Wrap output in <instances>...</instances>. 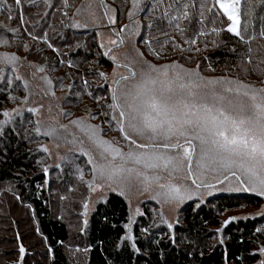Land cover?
<instances>
[{
  "label": "snow or ice",
  "instance_id": "6c2138e0",
  "mask_svg": "<svg viewBox=\"0 0 264 264\" xmlns=\"http://www.w3.org/2000/svg\"><path fill=\"white\" fill-rule=\"evenodd\" d=\"M2 3L5 0H0V4ZM21 3L22 0H14L16 6ZM44 3L52 7L50 0H44ZM131 3L129 20L133 19L137 11L144 10L141 8L142 0H131ZM259 4H264V0H259ZM240 5L241 0H213L211 5L208 0H199V3L196 0H147V28H156L164 36H169V33L163 31V28L171 29L189 45L188 49H184L173 41L174 51L183 53L194 50L199 53L201 49L194 46L200 37L210 33L219 35L225 30L216 27H212L210 31L205 30L206 13H213L215 10L212 23L215 24L220 19L222 24L227 25L226 31L236 38L237 43L248 45L256 36L246 35L247 28L242 29ZM257 6L259 5H253L252 0H248L246 15L251 17ZM70 7L68 0H63V8ZM8 11V19L11 20V7ZM63 15L68 16V12L64 11ZM104 15L108 16L107 11ZM77 16L81 19H76ZM18 18L21 24L25 22L22 11L18 13ZM193 19L196 21L195 25ZM108 22L115 24L114 16H108ZM94 23L93 12L89 11L87 16H82L78 8L73 13L72 23L66 27L88 28ZM0 27H4V34H0V48L4 49L0 51V82L11 88L13 78L7 74L10 71L16 81L22 82L25 92L22 98L8 96L13 103L19 101V106L0 113L3 116L0 120V137L5 135L6 129L17 131V118L27 111L37 117L35 120H28L33 125L30 133L27 127L22 128L23 138L37 144L35 150L28 149L29 153H43V160L54 158V168L60 169L61 173L65 168L69 169L86 187L88 196L82 201V216L88 215L90 204L94 211L95 204L108 203L109 193L128 201V221L123 225L126 231L115 245L118 257L116 264H123L121 258L128 248L131 249L128 264H131L133 256L146 254L137 246V238L131 232L133 216L143 215L139 207H132L130 197L133 191L141 196L146 195L160 205V209L154 213L152 223L149 227L141 228V233L147 239L151 235L150 228L165 225L168 229L165 233L168 236V240L164 242L165 247L171 246L177 250L184 244V239L177 240L173 229L175 224L180 223L176 213L186 201H198L196 207H199L205 197L215 192L251 193L264 199V69L257 72L259 65L249 67L252 65L250 46L246 52L239 53L237 62L226 66L221 74H216L217 69L212 66L211 61L202 67L200 63L188 66L178 59H168L163 51L167 41L161 42L158 50L151 40L142 38L146 52L140 51L136 44L132 45L131 52L123 54H114L113 49L109 48L103 55L111 61L112 71L97 73L105 81L108 95L93 97L99 108L104 110L95 113L87 110L86 115H76L60 103H49L46 109L42 103L29 106L30 98L51 97L53 100L64 99L67 102V97H57L55 91L57 87L63 88V81L55 85L47 74L37 77V73H46L47 69L44 65L29 61L28 67L34 69L31 76L40 81L35 88L30 86L18 72V68L23 66L22 58L15 52L8 51L19 40V29ZM126 28L127 25L116 31V39H111L108 43L117 48L124 45L125 36L122 34ZM131 34L139 35V32L137 30ZM28 35L32 41H42L59 55V50L49 43L47 32H42L41 35L28 32ZM259 35L264 38V27ZM211 43L214 47L219 46L217 41ZM16 47L23 48L25 52L30 51L27 43L21 42ZM100 47L104 48V44L101 43ZM207 47L205 44V50ZM229 50L236 52L235 48ZM35 52H40V49L36 48ZM148 56L153 59H148ZM23 59L26 60L27 57ZM204 59L208 60V57ZM259 64H264V58ZM71 66L72 63L69 62V67ZM250 75H256L259 82L249 80ZM87 86L88 81L84 80V89ZM69 92L79 96V93H71V85ZM88 95L91 96L92 93L89 92ZM100 100L105 103L99 104ZM32 103L36 104V99ZM99 116L105 117L102 124L108 125L107 130L102 125L92 123ZM111 131L119 134L123 145L114 138H105ZM82 157H87L85 167L77 163ZM39 163L43 175L47 176L49 167L43 161ZM209 177L215 182H210ZM230 178H234V184L229 182L225 185V181H230ZM219 185L225 186L218 187ZM201 189L206 191L202 192ZM72 190L69 188V191ZM95 193L99 195L93 199ZM13 195L17 200L20 199L15 193ZM61 199L65 197L62 196ZM165 209L173 214L171 219L165 215ZM258 214L264 217V209ZM104 218L107 219L106 216ZM235 219L237 218L229 217L223 221L222 227ZM87 226L88 220L84 219L81 232ZM35 232L41 235V241L50 254L52 249L47 246V238L42 236L38 228ZM215 232L221 233L222 228ZM256 232L264 233V229L257 228ZM19 239L17 233V241ZM153 242L158 245L160 240L154 239L147 247ZM216 243L224 245L223 236ZM253 243L257 247L247 256L241 254L237 264H245L248 260L264 264V242ZM195 249L196 244L189 241L184 251L187 256H193ZM18 251L17 264H22L27 251L22 243L19 244ZM83 251L87 252L89 249L85 248ZM203 254L201 251L200 255ZM156 255L159 257L158 264H168L163 251ZM189 264L193 262L190 261ZM223 264H229L227 252Z\"/></svg>",
  "mask_w": 264,
  "mask_h": 264
},
{
  "label": "trees",
  "instance_id": "16d2710c",
  "mask_svg": "<svg viewBox=\"0 0 264 264\" xmlns=\"http://www.w3.org/2000/svg\"><path fill=\"white\" fill-rule=\"evenodd\" d=\"M81 1L68 0L71 7L64 9L63 0H50L52 7H48L44 0H22L20 6H16L14 0H5V3L0 4V26L19 29V40H16L8 51L15 52L22 58L24 64L18 70L23 77L27 75L28 71L26 70H29L30 77L33 78L31 73L34 69L28 67L29 61L44 65L47 69L46 73H37V77L47 74L55 85H58L61 80L63 81V88L55 89L56 95L63 92L65 93L64 97L70 99L68 105L78 107L85 104V108L95 113L104 109L99 108L93 97L108 95L107 85L97 73L109 70L113 65L109 58L103 55L106 50L100 47L98 30L95 26L90 24L88 28L66 27L72 23L73 13L76 9L81 10ZM99 2L103 13L106 11L108 15L113 13L116 21L115 26L121 28L125 25L128 26L123 34L131 32L133 28L134 31L138 30L139 35H130L128 39H131L130 43L134 41V44L142 52H146L143 39L151 40L153 46L158 50L159 44L167 41V46L163 51L167 54L168 59H178L188 66L200 63L202 67L211 61L212 66L217 69L216 74H221L226 66L237 62L239 53L246 52L250 46L252 48V65L249 67L259 65L256 68L257 72L264 69V64H259V61L264 58V38L259 35L261 28L264 27V4H259V0H252L253 5L259 6L255 7L251 17L246 15L248 0H241L240 5L241 27L242 29L247 28L246 35H255V40L248 45L237 43L236 38L226 31L227 25L222 24L220 19H217L215 24L212 23L215 12L213 10V13H206L205 25L207 27L205 30L210 31L212 27L225 30L221 31L219 35L210 33L200 37L194 46V48L201 49L199 53L194 50L183 53L174 51L173 41L184 49H188L189 45L184 43L182 37L171 29L163 28V31L169 33V36H164L156 28L151 30L147 28L149 23L147 0H142L141 8L144 10L137 11L132 20H129L128 17V13L132 9L131 0H99ZM196 2L199 3V0ZM212 2L213 0H208L209 5ZM9 7L12 9L13 18L11 20L8 19ZM20 11L24 16L23 24L19 22L18 18ZM64 11L68 12V16L63 15ZM75 18L81 19L80 16ZM154 23L158 22L154 21ZM184 23L187 24V22ZM195 23L196 21L193 19V25ZM137 25H139L138 28ZM28 32H33L36 35L47 32L49 43L59 50V55L42 41H32ZM113 32H116L115 28H113ZM0 34H4V27H0ZM189 34L186 33V35ZM212 41H217L219 46L214 47ZM21 42L27 43L30 51L25 52L23 48H17L16 44ZM205 44L208 45L206 50ZM36 48H39L40 52H35ZM231 48H235L236 52L230 51ZM0 51H4V49L0 48ZM182 56L183 58H181ZM25 57H27L26 60L23 59ZM204 57H208V60H205ZM148 58L153 59L151 56ZM69 62L72 63L71 67H69ZM7 74L13 78V83L11 88H8L0 82V113L5 109L9 110L19 106V101L13 103L8 99L9 95L21 98L25 95L22 82L16 81L10 71ZM248 79L259 82L256 75H250ZM84 80L88 81L86 89L83 87ZM33 81L40 83L38 79L33 78ZM28 82L32 86L31 81ZM69 85H71V93H79V96L70 94ZM89 92L92 93L91 96L88 95ZM30 101L29 106H34L32 99ZM104 103V100L99 101V104ZM99 118L105 120L103 116H99L97 120ZM2 119L3 116L0 115V120ZM29 119L35 120L36 118L24 111L17 118V131L6 129L5 135L0 137V264H17L20 243L27 250L22 264H69L68 253L72 249L68 243L71 239L70 230L75 225L80 226V229L76 230L80 243L84 249H89L85 252L87 264H116L118 257L115 245L126 231L123 225L128 221L127 202L123 197H118L115 194L109 195L108 203L97 204L87 219V228L81 232L83 219L78 218L80 213L77 211L81 207L80 201L86 197V191L84 197H80L77 187H81V183L78 185L75 175L67 168L63 173L60 169H56L55 175L50 179L43 175L39 161H43L47 165L49 159L43 160L44 154L40 152L29 153L28 149L35 150L37 144L30 143L23 138L22 128L27 127L30 133L33 126L28 123ZM102 125L107 126L106 123ZM34 139L37 138L34 137ZM69 188L73 190L69 191ZM13 193L20 199L17 200ZM62 196L65 199L62 200ZM211 200L208 199L207 204H213V207H207L206 204H200L199 207L191 205L183 212L181 224L175 227L177 240L184 239V244L180 246L179 250L171 246L165 247L164 242L168 240L165 233L168 232V229L164 225L150 228L151 235L147 239L144 237L140 231L141 228L149 227L151 224L149 222L151 215L148 210L144 212V224L136 227L133 235L137 238V246L146 254L140 257L133 256L131 264H158L159 257L156 253L159 251L165 253L168 264H189L190 261L193 264H223L225 252L228 254L229 264H237V259L241 254L247 256L255 249L256 244L253 241L258 239L256 227L253 223L230 226L226 231L227 239L224 245L216 243L215 229L221 225L220 215L223 211L241 206L240 202L248 201L250 204H254V202L251 203V199L245 198L232 200L223 195L220 197L216 195L213 199L215 201L211 202ZM105 216L107 219L104 218ZM37 228L42 236L47 238V246L52 249L50 254L47 253L45 244L41 241V235H37L35 232ZM17 233H19V241H17ZM154 239L160 240V243L157 245L153 242L150 247H147ZM189 241L196 244L193 256H187L184 251L185 245ZM201 251L204 253L203 256L200 255ZM130 253L131 249L128 248L121 258L123 264H128V254ZM40 257L41 259H39ZM245 264H256V261L248 260L245 261Z\"/></svg>",
  "mask_w": 264,
  "mask_h": 264
},
{
  "label": "rangeland",
  "instance_id": "374dc122",
  "mask_svg": "<svg viewBox=\"0 0 264 264\" xmlns=\"http://www.w3.org/2000/svg\"><path fill=\"white\" fill-rule=\"evenodd\" d=\"M81 2L80 3H81L82 16H87L89 11H91L95 14V23L91 24V25H93L97 28L98 33H99L98 39H99L100 43L104 44L103 49L107 50L109 48H112L114 54H123L125 52H131L132 45L134 44V41H132L130 43L131 39H128V36L132 35L131 33L134 31V28L132 29L131 32H129L127 34H122L125 36V43L120 48H117L115 45L109 44L108 41L111 39H116L115 33L113 32V28H115V31H119V29L121 27H117V26H115V24H109V22L107 23V21H108L107 16L104 15L99 0H82ZM108 16H114V15H113V13H109ZM114 18H115V16H114ZM148 59H150V58H148ZM26 71H28L27 75L23 77L21 75V72L18 70L19 74L24 78V80L31 81L33 88H35V86L38 83L34 82L33 78L30 77V71L29 70H26ZM111 71H112V68L109 70H106L104 72L105 73H111ZM37 91H38V89H37ZM56 96L63 98L65 96V93L62 92L61 94L59 93V95H56ZM30 99H32V100L36 99V104H34V106L42 103L45 105V109L47 108L49 103H52V104L60 103L62 106L65 107L66 110L71 109L73 112L76 113V115H86L87 110H88L87 108H85V104H83V106L79 105L78 107L68 105L67 103H69L68 101H70V99H67V102L64 99L53 100L51 97L30 98ZM29 102H31V101L29 100ZM9 110L11 111L12 108ZM41 111L44 112L43 109ZM35 118H37V117L35 116ZM103 121L104 120L102 118H99V120H97V119L93 120L92 123L96 124V125H102ZM103 127L105 128V130H107L108 125L106 127L105 126H103ZM105 138H108V139L114 138V140L119 141L121 145H123V143H124L122 141V139L120 138L119 134L116 133L115 131L108 132V134ZM77 155H79V154H77ZM86 160H87V157H82L81 159L77 160V163H79L81 167H85L84 161H86ZM53 164H54V158L49 159V162L46 165L49 167V173L47 175L48 179H50L51 177H53L55 175L56 168L53 167ZM57 170H59V169H57ZM85 171H87V168H85ZM86 178H90V177L86 176ZM209 180H210V182H213V183L215 182L214 180H212L211 177H209ZM229 182H232L234 184V178H230V181H225V185H227ZM79 184H80V182L78 181V185ZM225 185H219L218 187H224ZM85 191H86V197H87L88 191H87L86 187L84 185L82 186V184H81V187L80 186L77 187V192L80 195V197L81 196L84 197L83 195L85 194ZM200 191L203 192L206 190L201 189ZM111 194H114V193H109L108 196ZM250 194L251 193L248 194V193H236V192H231V193H229V192H215L213 195L205 197V200L202 204H206L207 207H213L212 206L213 204H207V202H208V199H212L211 202L215 201L213 199L216 195H219V197L222 195L226 196V197H230V199H232V200L233 199L236 200V198L251 199L252 200L251 203L254 202V204H250V202H248V201L247 202H240L239 204L244 205L243 207L239 206V207L232 209V210L223 211L220 215L221 225L216 228V229L222 228V232L216 233V239H219L220 236H223L224 240H226L227 239L226 231L229 229V227L232 225H240V223H253L254 226L256 227V229L257 228L264 229V217H262L258 214L261 209H264V199L259 198V197L256 198V196H254L253 194H251V195H253V196H251ZM97 195H99V193L93 194V199H95V197ZM130 198H131L132 207L133 208L139 207L141 212H143L142 216H133L134 223L131 225V232L133 234L134 229L136 227H140L144 224L143 223L144 212H146L148 210L149 214L151 215L149 222L152 223L154 213L160 209V205L157 204L156 201L148 198L146 195H143V196L138 195L135 191H133ZM83 200L80 201L81 207L77 212L80 213V216L78 218L84 220V219H88L89 216L91 215V213L93 211L92 210L93 205L90 204V209H89L88 215L86 217L82 216L81 213H83V211H84V209L82 207V201ZM125 201L127 202V205L129 208L128 201L127 200H125ZM197 203H198V201L190 200V201H186L184 204H182L180 206L178 212L176 213V215L178 216L179 221H180V223H178V224H181V222H182L183 212L191 205L196 206ZM97 204L94 205V208L97 206ZM165 215L169 219H171L173 214L169 213L168 210L165 209ZM229 217H236L237 219L231 221L226 226L222 227L223 221L228 220ZM145 220L147 221V219H145ZM178 224L174 225V229H173L174 233H175V227ZM79 229H80V226L75 225L70 230L71 231V239H70V242L68 243V245L70 246V248L72 250L70 251V253H68L69 264H87L85 251H83V249H84L83 245L80 243V241L78 239V234L76 233V230H79ZM175 236H176V234H175ZM257 236H258L257 241L264 242V233H258L257 232ZM256 247H257V245L255 246V248ZM77 249H79V250H77ZM39 259H41V257ZM17 260H19V259H16V261Z\"/></svg>",
  "mask_w": 264,
  "mask_h": 264
}]
</instances>
